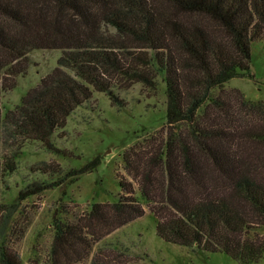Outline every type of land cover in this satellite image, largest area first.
Masks as SVG:
<instances>
[{"label":"trees","instance_id":"trees-1","mask_svg":"<svg viewBox=\"0 0 264 264\" xmlns=\"http://www.w3.org/2000/svg\"><path fill=\"white\" fill-rule=\"evenodd\" d=\"M263 33L264 0H0V98L15 85L9 78L26 70L29 52L61 51L58 66L2 119L0 107L1 132L62 153L52 136L93 91L124 107L119 90L137 82L153 87L161 73L165 137L124 153L126 171L157 218V235L240 264L257 262L264 259V101L221 86L250 75L251 43ZM99 163L96 157L66 176ZM15 169L14 157L0 155V186ZM62 181L32 182L19 196ZM119 186L115 201L54 221L48 264L81 262L94 241L144 214L131 182ZM0 264L24 263L2 244Z\"/></svg>","mask_w":264,"mask_h":264},{"label":"rangeland","instance_id":"rangeland-1","mask_svg":"<svg viewBox=\"0 0 264 264\" xmlns=\"http://www.w3.org/2000/svg\"><path fill=\"white\" fill-rule=\"evenodd\" d=\"M60 55L57 49L28 53L26 70L9 78V83L15 80L14 87L1 93V119L58 66ZM250 68L249 76L233 77L221 87L237 89L250 101H264V33L251 43ZM155 82L153 87L137 82L119 90L124 107L112 104L105 93L93 91L92 98L78 106L65 126L53 134L52 142L62 153L48 150L37 140L4 136L0 119V137H5L0 139V155L12 156L16 162V169L0 186V247L10 246L24 264H48L54 221H74L77 215L88 213L93 203L115 201L122 193L119 181L124 180L131 182L144 214L94 241L90 255L77 264H240L222 252L161 239L156 233L157 218L141 197L138 182L125 169L126 150L137 145L146 150L148 141L154 138L155 143H161L165 137L167 97L161 73ZM219 90L213 88L212 95ZM96 157L100 163L94 169L66 176ZM61 178L57 186L19 196L32 182L51 183ZM259 233L264 234V227ZM247 264H264V259Z\"/></svg>","mask_w":264,"mask_h":264}]
</instances>
